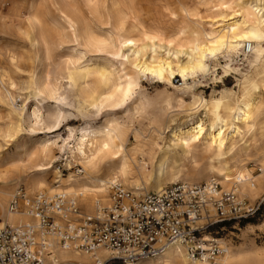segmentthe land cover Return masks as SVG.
I'll return each mask as SVG.
<instances>
[{
    "label": "bare ground",
    "instance_id": "6f19581e",
    "mask_svg": "<svg viewBox=\"0 0 264 264\" xmlns=\"http://www.w3.org/2000/svg\"><path fill=\"white\" fill-rule=\"evenodd\" d=\"M122 1L36 0L31 2L25 15L17 14L18 19L24 17L29 29L27 34L30 41L33 45L41 47V54L45 59L50 55V46L47 43L50 36L46 32L48 21L46 13H43L48 4L60 8L64 21L70 29L68 36L73 37L76 42L80 41L89 53L104 54L103 57L93 55L87 58L86 52L78 50L77 47V49H70L62 68L51 79L47 72L44 82L37 83V87L41 86L43 93L47 96L60 99L61 81L65 79L72 88L80 86L79 93L83 96L81 104L86 108L95 109L98 113L105 107H121L128 101H131L133 105L137 97L144 94L140 91L141 77L155 79L164 87L171 86V80L179 77L184 86L183 89L175 90L173 93L161 92V96L162 98L167 96L169 101L174 100L178 95L188 96L191 99V105L181 122L168 119L167 133L181 144L184 152L195 153L207 160V164L202 169L195 171L196 176H201L206 182L212 180L213 176L222 179L220 183L223 186L234 190L240 196L244 195L253 200L260 189L261 176L252 178L253 180L249 178L241 162L235 165L225 162L217 166H214L213 162H218L226 145L230 146L238 138H242L243 133L249 131L251 123L254 122L257 108L253 104V94L259 88L264 90V7L260 6L264 0H230L229 2L202 0L209 3L219 1L210 6L208 12L211 14L206 18H197L195 9L190 12L186 7L181 6L185 17L183 21L186 23L185 31L182 32L187 33V39L176 43L139 30L132 24H126V15L119 10ZM11 14L12 17L16 16V11L11 9ZM108 21L113 22V28L104 31L102 27L107 25ZM53 23L57 27L58 23L56 21ZM246 43L251 45L257 65L254 66L250 75H243L236 94L231 97L226 95L205 99L192 91V85L187 82L191 80L193 83L197 77L202 79L211 71L214 72L216 70L214 62L219 57H227V63L221 67L223 74L219 79L227 77L232 70H235L230 63V57L240 53ZM158 50L166 51L167 56L158 54ZM136 89L139 91L135 93ZM203 118L206 119V124ZM38 124L39 119L35 118L34 125L38 126ZM78 130L74 144L70 145L68 142L64 145L68 154L65 160L70 158V164L76 160L82 162L86 175L81 179L67 180L63 185L61 183L55 188L50 187L48 191L78 198L84 206L83 210L85 211L86 208L88 211L93 205L94 210L95 205L109 202L108 186L105 187L107 184L105 182L113 183L114 177L108 175V165L104 166L102 173L99 174L97 164L100 155L109 153L114 142L120 140L124 133L123 128L114 118H105L100 124L87 123ZM159 140V136H156L149 142L137 146L136 150H139L141 154H150L154 147L158 148ZM38 146V162L34 166L36 168L34 173L25 177L20 173L16 181V183L25 181V185L33 190L45 189L46 183L41 174L37 173L51 168L49 163L45 166L42 162L46 160L50 162L54 150L49 140H41ZM124 165L125 160H122L121 167ZM164 181L165 179L158 177L151 187L153 192L161 191L164 188ZM181 181L188 182V179L185 177ZM131 188L133 191L143 190L136 184H131ZM7 189L4 183H1L0 218L3 222L0 226L23 223V218H26L24 215L16 218L18 214L10 213L8 208L5 209ZM145 192L147 193L146 190ZM133 193L136 194V192ZM146 193L140 192L136 195ZM92 202L94 203L90 206ZM86 211L87 214L93 212ZM51 242L53 254L48 261L52 264H56L57 259L64 264H104L109 256L105 251L87 255L78 251L63 250L57 247L54 240ZM222 257L220 264H222ZM226 258L237 262V257L234 255H228ZM156 259L158 262L153 264H206L199 261L190 262L178 245L169 246L162 255L151 260ZM146 261L127 264H152Z\"/></svg>",
    "mask_w": 264,
    "mask_h": 264
},
{
    "label": "rangeland",
    "instance_id": "374dc122",
    "mask_svg": "<svg viewBox=\"0 0 264 264\" xmlns=\"http://www.w3.org/2000/svg\"><path fill=\"white\" fill-rule=\"evenodd\" d=\"M34 1L36 0H30V2L29 0H0V186L4 183V186L8 188L4 201L5 209H7L12 194L20 186L25 187L29 194L45 192L53 195L56 192L50 193L48 191L50 187L55 188L61 183L63 185L67 180L84 177L86 174L82 162L76 160L70 164V158L65 160L68 154L64 145L68 142L73 145L75 134L85 124H100L105 118H114L123 128L124 134L120 140L114 142L109 153L100 155L97 164L99 174L102 173L104 166L108 165V175L114 177V182L118 181L126 189L132 191L131 184L143 188V192L133 191L136 194L146 193L145 190L147 193L153 192L151 187L158 177L165 179L163 187L176 182H184L181 180L185 177L188 179L185 183L206 182L201 176H196L195 171L202 169L207 164V160L195 153L184 152L181 144L171 138L170 133H167L168 119L181 122L191 105V99L188 96L178 95L172 101H169L167 96L163 98L161 96V92L173 93L175 90L183 89L184 86L179 77H175L178 79L177 83L173 78L171 86L165 87L155 79L141 77L139 79L140 91L144 94L137 97L133 105L131 101H128L121 107H105L98 113L95 109L86 108L81 104L83 96L79 93L80 86L72 88L65 79L61 81L62 100L47 96L43 93L41 86L37 87V83L44 82L47 72L51 79L62 68L70 49L77 47L78 50L86 52L87 58L93 55L103 57L104 54L89 53L80 41L76 42L73 37L68 36L70 29L64 21L60 8L48 4L43 13H46L48 21L46 32L50 36L47 40L50 55L46 59L43 58L41 47L33 45L28 37L29 29L24 17L18 19L17 16L18 13L21 16L25 15L31 2ZM224 1L229 2L230 0ZM218 2L123 0L119 5V10L126 15V24H132L139 30L176 43L187 39V33L182 32L186 23L183 21L185 17L181 6L186 7L190 12L195 9L197 18H206L211 14L208 12L210 6ZM260 6L264 7L263 1ZM11 9L16 11V16H11ZM53 21L58 23V28L54 26ZM109 21L102 27L104 31L112 30L114 24ZM187 24L192 25V23ZM57 34L60 35L57 36ZM133 37H136L135 34ZM246 45L250 52L246 49ZM245 46L240 53L230 57V63L235 70H232L227 77L219 79L223 74L221 67L227 63V57H219L214 62L216 69L214 72L211 71L202 79L197 77L193 83L191 80L187 82L192 85V91L205 99L226 95L231 97L236 94L243 75H250L254 66L257 65L251 45L246 43ZM158 51V54L162 53L167 56L166 51ZM138 91L136 89L135 93ZM252 100L257 110L254 122L251 123V129L243 133L244 136L238 138L232 145L227 144L221 159L213 162V165H222L225 162L235 165L241 162L249 178L261 176L262 183L253 200L238 194L251 204L261 202V210L255 218L228 224L224 229L219 230L221 242L227 247V253L222 257V264H264V90L257 89ZM35 118L39 119L38 126L34 125ZM202 120L205 124L207 123L206 119ZM156 136L160 138L157 142L158 148L154 147L150 154H141L139 150H136L137 146L149 142ZM41 140H49L54 150L52 160L42 162L45 166L49 163L51 168L37 173L41 174L44 179L45 189L33 190L25 185L24 180H22L23 183H16V181L20 173L24 177L34 173L36 169L34 166L38 162V145ZM122 160H125V165L121 167ZM214 179L219 182L223 190H231L220 183L222 179L213 176L212 180ZM255 182L254 180L257 186ZM105 183H107L105 187H109L112 182ZM79 203L81 204L80 201ZM93 203H90V206ZM93 206L88 211L85 208V211H93ZM82 207L84 208L83 205ZM85 211L83 210L84 213ZM18 217L22 216L18 215L16 218ZM23 219V222H27L26 218ZM0 220L2 223L3 220L1 218ZM228 255L236 256L237 262L227 260ZM157 260L146 262L153 264V262L157 263ZM56 264L64 263L57 259ZM107 264L122 263L110 261Z\"/></svg>",
    "mask_w": 264,
    "mask_h": 264
},
{
    "label": "built area",
    "instance_id": "2783aa9c",
    "mask_svg": "<svg viewBox=\"0 0 264 264\" xmlns=\"http://www.w3.org/2000/svg\"><path fill=\"white\" fill-rule=\"evenodd\" d=\"M108 201L87 214L75 197L18 187L7 208L28 221L0 226V264H52L51 240L87 255L105 251L104 264L155 259L171 245L180 246L190 262L220 264L227 247L219 230L255 218L261 209V202L251 204L215 180L176 182L144 195L115 181Z\"/></svg>",
    "mask_w": 264,
    "mask_h": 264
},
{
    "label": "trees",
    "instance_id": "16d2710c",
    "mask_svg": "<svg viewBox=\"0 0 264 264\" xmlns=\"http://www.w3.org/2000/svg\"><path fill=\"white\" fill-rule=\"evenodd\" d=\"M261 210V209H260ZM259 214H260V212H259ZM247 220H249V219H247ZM244 221H246V220H244Z\"/></svg>",
    "mask_w": 264,
    "mask_h": 264
}]
</instances>
